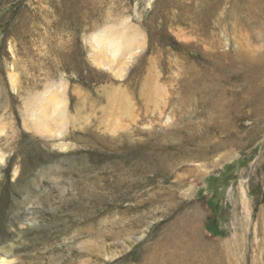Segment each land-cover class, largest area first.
Wrapping results in <instances>:
<instances>
[{
  "label": "rangeland",
  "instance_id": "1",
  "mask_svg": "<svg viewBox=\"0 0 264 264\" xmlns=\"http://www.w3.org/2000/svg\"><path fill=\"white\" fill-rule=\"evenodd\" d=\"M187 247L264 264V0H0V248L188 264Z\"/></svg>",
  "mask_w": 264,
  "mask_h": 264
},
{
  "label": "bare ground",
  "instance_id": "2",
  "mask_svg": "<svg viewBox=\"0 0 264 264\" xmlns=\"http://www.w3.org/2000/svg\"><path fill=\"white\" fill-rule=\"evenodd\" d=\"M100 41H103V40H100ZM106 42L111 43L109 41H106ZM34 103H35V107L32 110V114L30 116L33 118V124H34L35 129H40L42 127L44 121L46 120L45 119L47 116L46 112L48 111L49 107L52 105V98L49 99V97L47 95L45 98H43L41 100H37ZM58 113L60 114L59 117H63L62 112L61 113L58 112ZM60 148L64 149L65 146L62 144ZM187 248H188V250H187ZM187 248H185V253L182 254L180 256V258H183L185 256L186 258L184 257V259L187 260L188 264H217V263L211 262L212 258L211 259L209 258L208 253H206L203 248L202 249L197 248V247H195V248L187 247ZM6 249L0 248V264H13V260L9 259L10 256H12V253ZM199 249H200V253L199 252L197 253V250L199 251ZM223 253H224L223 250H221L220 251L221 257L224 256ZM171 255L172 256L169 258V263H167V261L164 260L162 264L174 263L176 261L175 258L178 257V254L176 252H173Z\"/></svg>",
  "mask_w": 264,
  "mask_h": 264
}]
</instances>
